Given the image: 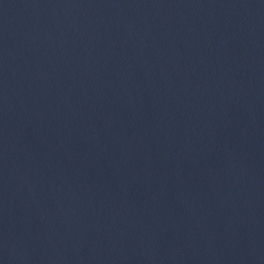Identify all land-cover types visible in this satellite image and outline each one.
<instances>
[{"label":"water","instance_id":"95a60500","mask_svg":"<svg viewBox=\"0 0 264 264\" xmlns=\"http://www.w3.org/2000/svg\"><path fill=\"white\" fill-rule=\"evenodd\" d=\"M0 264H264V0H0Z\"/></svg>","mask_w":264,"mask_h":264}]
</instances>
